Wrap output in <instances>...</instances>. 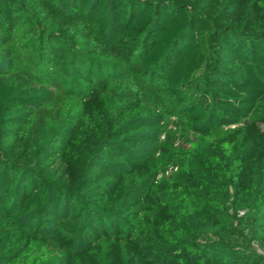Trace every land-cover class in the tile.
<instances>
[{
  "label": "trees",
  "instance_id": "16d2710c",
  "mask_svg": "<svg viewBox=\"0 0 264 264\" xmlns=\"http://www.w3.org/2000/svg\"><path fill=\"white\" fill-rule=\"evenodd\" d=\"M0 264H264V0H0Z\"/></svg>",
  "mask_w": 264,
  "mask_h": 264
}]
</instances>
